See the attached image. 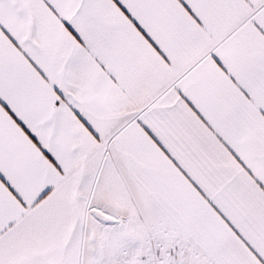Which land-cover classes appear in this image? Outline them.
<instances>
[{
    "label": "snow or ice",
    "instance_id": "obj_1",
    "mask_svg": "<svg viewBox=\"0 0 264 264\" xmlns=\"http://www.w3.org/2000/svg\"><path fill=\"white\" fill-rule=\"evenodd\" d=\"M0 264H264V0H0Z\"/></svg>",
    "mask_w": 264,
    "mask_h": 264
}]
</instances>
